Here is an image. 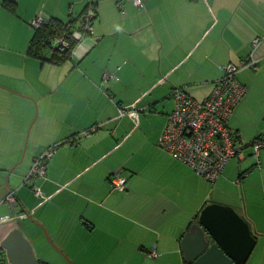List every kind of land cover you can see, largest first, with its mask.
<instances>
[{"label": "crops", "instance_id": "obj_1", "mask_svg": "<svg viewBox=\"0 0 264 264\" xmlns=\"http://www.w3.org/2000/svg\"><path fill=\"white\" fill-rule=\"evenodd\" d=\"M6 1L0 200L12 190L17 201L0 205V264L8 259L3 239L19 227L14 210L33 218L40 248L44 229L64 250L81 248L92 264H119L103 261L114 256L132 258L130 264H186L181 240L210 202L232 206L249 222L257 241L245 264H264V147L258 156L249 148L232 158L211 183L159 144L175 87L203 100L225 64L251 57L257 63L238 74L247 92L229 124L245 141L264 139V0H143L142 8L133 0H10L13 8ZM89 3L95 33L70 58L57 65L28 53L39 14L66 21ZM105 72L118 78L105 80ZM58 143L32 204L22 179L35 157ZM116 173L128 179L126 190L113 188Z\"/></svg>", "mask_w": 264, "mask_h": 264}, {"label": "built area", "instance_id": "obj_2", "mask_svg": "<svg viewBox=\"0 0 264 264\" xmlns=\"http://www.w3.org/2000/svg\"><path fill=\"white\" fill-rule=\"evenodd\" d=\"M137 7L144 6L143 0H133ZM96 16L92 5L85 12L81 27L75 29L72 37L81 42L87 36L95 33L91 20ZM46 20L39 14L32 20L31 25L38 28ZM259 38L253 43L257 45ZM54 45L65 50L70 45V40L65 36L55 39ZM253 57L241 61L239 64L229 62L222 67L223 75L216 81L210 95L203 100H198L187 92L184 87H175L172 91L174 107L168 115L165 129L159 139V144L167 150L171 156L188 166L205 180L215 183L229 161L234 157L243 158L244 151L248 147L253 148L255 156L259 155L264 147V139L256 137L251 141L242 139L230 126L229 122L237 105L244 99L247 88L238 79V74L245 68L256 64ZM118 78L116 74L105 72L104 79ZM127 111L118 108V116L122 117ZM100 125L92 126L82 132L89 136L97 131ZM58 144L51 145L43 153L35 157L29 173L24 178V184L31 183L35 192L40 195L42 191L35 186L36 179L46 174L47 162L54 154ZM114 189L126 190L128 179L121 173L112 176ZM16 195L10 191L7 196L0 200V205L6 203L13 208L16 205ZM155 256L156 252L153 250ZM1 264H11L7 259Z\"/></svg>", "mask_w": 264, "mask_h": 264}, {"label": "water", "instance_id": "obj_3", "mask_svg": "<svg viewBox=\"0 0 264 264\" xmlns=\"http://www.w3.org/2000/svg\"><path fill=\"white\" fill-rule=\"evenodd\" d=\"M256 241L249 222L235 208L208 203L184 234L181 246L190 264H245ZM2 246L11 264H40L31 241L19 227L10 230Z\"/></svg>", "mask_w": 264, "mask_h": 264}, {"label": "rangeland", "instance_id": "obj_4", "mask_svg": "<svg viewBox=\"0 0 264 264\" xmlns=\"http://www.w3.org/2000/svg\"><path fill=\"white\" fill-rule=\"evenodd\" d=\"M171 104H172V101L170 99H166L165 106L168 108V106H171ZM115 132L116 133L114 135L117 134L116 129H115ZM249 148H252V147H248L245 150L248 149L247 151L249 152L250 151ZM127 149L128 147L126 146L123 148V150L119 154L120 159L123 160V158H125ZM25 164L26 162L20 165V168H23ZM29 170L28 172L25 173V176L29 173ZM23 182H24V179H22L21 188L27 191V194H28L27 197L29 198L30 202L32 204L36 203V198H34V195L36 193L31 183H27L24 185ZM210 203H216V202H210ZM21 213L22 212L20 210L19 211L14 210L12 214L15 215L16 217L19 214L20 219L17 218V221H19V227L22 229L25 236L31 241L33 248H34L35 255L41 264H92L91 261L95 260L94 258L87 256V254L81 248H77L76 246H73V245L70 248H65L64 250V248H62L60 245H57L55 242L51 240L49 234H47L46 230L44 229L42 230L41 236L44 239L45 243L42 242L43 247L40 248V243L37 240V238H39L40 235L36 232V228H37L36 225L32 223L29 217H27L24 213L23 214ZM99 259L102 260V257H99ZM131 259L132 258L130 257L114 256L113 258H104L103 261L110 260L111 262H114V263L124 264L126 262V264L127 263L130 264ZM172 261H173V258H172ZM96 264H99L98 261ZM134 264H150V263L146 262L143 259H140V260L135 261Z\"/></svg>", "mask_w": 264, "mask_h": 264}, {"label": "trees", "instance_id": "obj_5", "mask_svg": "<svg viewBox=\"0 0 264 264\" xmlns=\"http://www.w3.org/2000/svg\"><path fill=\"white\" fill-rule=\"evenodd\" d=\"M14 3L15 2L10 0H7L5 2L6 5L12 6V8L14 7ZM90 5H92L95 9L94 4L89 3L88 5H86L85 9L80 14H70L69 19L66 21L61 20L59 18H50L46 19L40 27L34 28L35 32L31 39L28 53L43 61H49L57 65L62 64L64 61L70 58L77 44V41L73 39L72 34L75 29H79L81 27V22L84 18L85 12L90 7ZM96 17L97 12L96 16L91 20L93 25ZM60 36L67 37L71 42V45L65 50H60L54 45L55 39ZM47 48L51 49L50 56H46L44 53ZM69 141H71V139H67L65 142ZM186 264H190V262L186 260Z\"/></svg>", "mask_w": 264, "mask_h": 264}]
</instances>
